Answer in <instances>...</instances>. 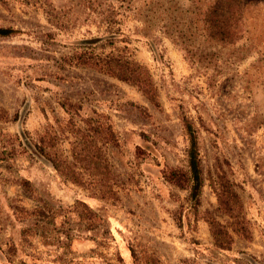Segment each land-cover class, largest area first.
<instances>
[{
  "label": "rangeland",
  "instance_id": "1",
  "mask_svg": "<svg viewBox=\"0 0 264 264\" xmlns=\"http://www.w3.org/2000/svg\"><path fill=\"white\" fill-rule=\"evenodd\" d=\"M212 1L0 0V28L14 31L0 36V264H264V0H241L232 44L202 25ZM107 25L147 70L156 104L65 62L73 39ZM182 117L197 137L196 209L166 178L186 170ZM20 132L32 140L55 134L68 162L83 137L107 175L79 177L112 184L114 195L99 199L32 158L18 145ZM219 176L250 229V239L233 237L228 250L213 246L205 223L207 215L227 221L213 190ZM76 201L95 216L80 217Z\"/></svg>",
  "mask_w": 264,
  "mask_h": 264
},
{
  "label": "trees",
  "instance_id": "2",
  "mask_svg": "<svg viewBox=\"0 0 264 264\" xmlns=\"http://www.w3.org/2000/svg\"><path fill=\"white\" fill-rule=\"evenodd\" d=\"M241 15V0H213L204 11L201 22L210 38L225 44H232L240 37L242 31L240 28ZM13 32L11 29L0 28L1 37ZM116 43H126V39L124 35L113 31L107 25L99 35L73 39L70 42L72 53L65 59V62L68 65L87 68L129 84L135 87L150 103L156 104V91L147 70L130 60L123 50L117 47ZM180 121L188 140L185 154L186 170H171L166 178L174 186L187 191V201L193 209H196L203 186L197 137L191 123L185 117H182ZM75 133L81 134V131L77 129ZM110 137L112 138V134ZM55 138V134L54 136L42 134L32 140L23 132H20L16 137L18 145L32 158L49 163L55 172L66 177L70 183L84 189H86L85 186H89L98 193L99 199L112 197L114 195L112 184L98 181L85 182L79 177V170L87 171L96 179L107 175L106 164L96 160L98 156L101 157L98 148L93 147L90 150L88 142H82L83 137H80V144L71 149V161L68 162L62 157L61 151L55 148ZM80 146L81 148H79ZM213 190L218 212L226 217L227 221L222 224L212 215H207L205 223L213 246L218 250H228L233 243V237L250 239V229L243 213L240 198L232 185L219 176ZM75 205L76 213L80 209L78 211L80 217L93 218L95 216L83 202L76 201Z\"/></svg>",
  "mask_w": 264,
  "mask_h": 264
}]
</instances>
